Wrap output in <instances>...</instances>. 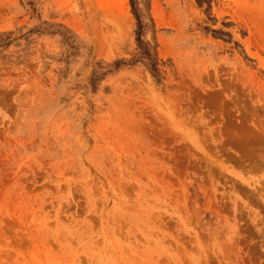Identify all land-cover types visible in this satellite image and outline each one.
Returning <instances> with one entry per match:
<instances>
[{"label": "rangeland", "instance_id": "obj_1", "mask_svg": "<svg viewBox=\"0 0 264 264\" xmlns=\"http://www.w3.org/2000/svg\"><path fill=\"white\" fill-rule=\"evenodd\" d=\"M0 264H264V0H0Z\"/></svg>", "mask_w": 264, "mask_h": 264}]
</instances>
